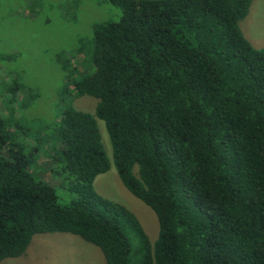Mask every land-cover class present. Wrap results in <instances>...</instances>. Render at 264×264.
I'll return each instance as SVG.
<instances>
[{
	"label": "trees",
	"instance_id": "trees-1",
	"mask_svg": "<svg viewBox=\"0 0 264 264\" xmlns=\"http://www.w3.org/2000/svg\"><path fill=\"white\" fill-rule=\"evenodd\" d=\"M101 2L117 15L57 57L66 102L48 130L31 116L35 94L1 76L0 262L34 234L60 232L97 247L104 264H264V47L238 28L251 0ZM81 96L92 111L71 104ZM48 137L59 146L34 167ZM110 163L152 211L153 241L94 190Z\"/></svg>",
	"mask_w": 264,
	"mask_h": 264
},
{
	"label": "rangeland",
	"instance_id": "rangeland-1",
	"mask_svg": "<svg viewBox=\"0 0 264 264\" xmlns=\"http://www.w3.org/2000/svg\"><path fill=\"white\" fill-rule=\"evenodd\" d=\"M114 13L116 16L117 11L101 0H0V54L14 56L0 61V79L7 73L8 77L18 78L27 92L35 94L30 104L31 116L40 121L43 131L55 124L66 102V97L58 94L63 78L57 57L66 56L78 38H89L93 23L115 18ZM238 28L253 47H264V0H251L245 16L238 21ZM3 95L0 93V113L6 118L9 111ZM71 104L90 112L95 99L81 96L73 98ZM11 105L15 108V104ZM12 118L23 121L18 114ZM25 122L30 132V119ZM97 126L110 159L102 122L98 121ZM47 140L35 157L34 167L45 169L49 164L45 152L59 146ZM27 142L31 143L30 139ZM48 181L56 182L51 178ZM93 188L101 196L125 205L136 216L148 239L154 240L157 224L152 211L124 189L111 163L95 177ZM57 192L62 195V191ZM0 264L104 263L94 245L73 234L53 232L34 234L22 255L3 259Z\"/></svg>",
	"mask_w": 264,
	"mask_h": 264
}]
</instances>
